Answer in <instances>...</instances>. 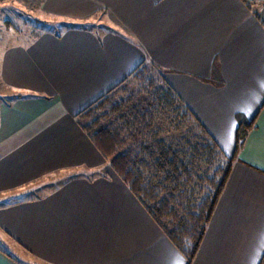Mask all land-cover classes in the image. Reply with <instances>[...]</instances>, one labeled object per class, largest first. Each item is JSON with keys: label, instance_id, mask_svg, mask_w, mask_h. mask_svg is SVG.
<instances>
[{"label": "crops", "instance_id": "crops-1", "mask_svg": "<svg viewBox=\"0 0 264 264\" xmlns=\"http://www.w3.org/2000/svg\"><path fill=\"white\" fill-rule=\"evenodd\" d=\"M13 1L62 23L0 40V264H187L77 117L144 60L225 153L255 116L190 264H264V0Z\"/></svg>", "mask_w": 264, "mask_h": 264}, {"label": "trees", "instance_id": "trees-1", "mask_svg": "<svg viewBox=\"0 0 264 264\" xmlns=\"http://www.w3.org/2000/svg\"><path fill=\"white\" fill-rule=\"evenodd\" d=\"M81 128L190 264L255 116L231 154L149 60L78 115Z\"/></svg>", "mask_w": 264, "mask_h": 264}, {"label": "rangeland", "instance_id": "rangeland-1", "mask_svg": "<svg viewBox=\"0 0 264 264\" xmlns=\"http://www.w3.org/2000/svg\"><path fill=\"white\" fill-rule=\"evenodd\" d=\"M13 3H15V1H13V0H0V40L1 41L4 39H8V40L12 39V38H8L6 35H7V33L13 32L15 29L16 30L19 29L22 32L30 33L31 32L30 30H34L37 28H47V29H53L54 28L56 30H59L61 28L60 25H58L59 23H62V21L60 19H57V18L49 16V15L44 16V14L40 11H39L40 14L38 15V13L35 14L32 11L30 12V11L17 10V9L9 8L10 6L14 7V5L16 3L15 4H13ZM98 12H101V11L99 10L96 13H98ZM99 16H100V13L93 15V17L91 16L93 18L92 21L97 20ZM37 20L39 22H42V23L40 25H37L36 24V23H38V22H36ZM75 22H78V21L74 20V19H68L67 20V23L78 24ZM32 32H34V31H32ZM238 119L240 121H242V120L247 121L248 120V118H246L245 116L240 115V114L238 115ZM8 243H9V247H12L14 250L15 246H13L12 243H10V242H8ZM0 246H3V243L1 241H0Z\"/></svg>", "mask_w": 264, "mask_h": 264}, {"label": "snow or ice", "instance_id": "snow-or-ice-1", "mask_svg": "<svg viewBox=\"0 0 264 264\" xmlns=\"http://www.w3.org/2000/svg\"><path fill=\"white\" fill-rule=\"evenodd\" d=\"M176 264H182V261H177ZM253 264H255V262H253Z\"/></svg>", "mask_w": 264, "mask_h": 264}]
</instances>
